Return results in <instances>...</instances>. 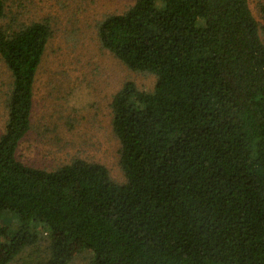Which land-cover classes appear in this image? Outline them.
<instances>
[{
  "label": "trees",
  "instance_id": "16d2710c",
  "mask_svg": "<svg viewBox=\"0 0 264 264\" xmlns=\"http://www.w3.org/2000/svg\"><path fill=\"white\" fill-rule=\"evenodd\" d=\"M11 71L0 135V264L43 238L33 264H264V42L249 0H136L98 27L129 69L111 102L124 184L100 163L55 170L17 156L31 129L34 86L51 28L3 25Z\"/></svg>",
  "mask_w": 264,
  "mask_h": 264
},
{
  "label": "rangeland",
  "instance_id": "374dc122",
  "mask_svg": "<svg viewBox=\"0 0 264 264\" xmlns=\"http://www.w3.org/2000/svg\"><path fill=\"white\" fill-rule=\"evenodd\" d=\"M136 0H5L3 25L47 21L51 37L34 86L31 129L20 141L18 158L27 165L55 170L73 159L104 165L117 184L126 182L121 144L112 129L111 102L124 83L153 89L155 75L129 69L105 49L98 36L101 21L121 14ZM264 42V0H249ZM13 78L0 57V135L8 118ZM40 240L10 264H33L46 255ZM84 252L70 264H89Z\"/></svg>",
  "mask_w": 264,
  "mask_h": 264
}]
</instances>
